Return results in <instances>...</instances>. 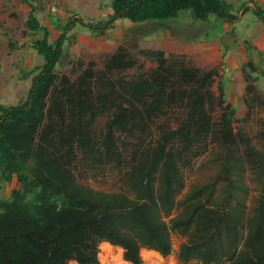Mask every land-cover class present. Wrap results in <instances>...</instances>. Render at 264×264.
Returning a JSON list of instances; mask_svg holds the SVG:
<instances>
[{"label":"rangeland","instance_id":"374dc122","mask_svg":"<svg viewBox=\"0 0 264 264\" xmlns=\"http://www.w3.org/2000/svg\"><path fill=\"white\" fill-rule=\"evenodd\" d=\"M29 1L49 41L64 32L63 53L54 68L57 75L72 80L90 64L100 70L107 57L123 47L142 65L121 72L126 79L155 67L141 50H159L168 65L199 71L192 85L176 84L180 95L207 91L215 97L217 84L224 83V100L207 103L206 120L186 136L172 135L179 114L174 109L155 122L152 136L141 145L118 135L106 140L103 134L100 153L107 156V163L91 167L78 162L73 168L53 163L47 175L76 204L96 209L142 204L169 247L166 256L142 248V264H152L143 259L147 253L153 254L155 264H179L176 253L181 243L210 234L203 216L211 209H218L225 223L220 221L221 233L211 241L210 264H264V21L252 12L258 8L264 13V0H227L237 16L230 24L215 18L193 22L189 12L182 11L168 21L171 32L151 31L149 23L120 19L103 35L85 25L105 21L111 0ZM28 10L20 0H0V104L4 106L24 102L39 70L25 78L21 70L43 63L31 47L43 34H29L25 27ZM68 23L71 26L65 28ZM248 61L256 71L247 67ZM102 127L100 118L95 128ZM25 176L27 171L21 178ZM166 185L171 189L168 199L162 193ZM17 186L14 177L3 184L1 196L8 198ZM189 216L188 230L178 232L175 224ZM102 243L99 263L114 264L99 258ZM110 246L121 264H130L119 247Z\"/></svg>","mask_w":264,"mask_h":264},{"label":"trees","instance_id":"16d2710c","mask_svg":"<svg viewBox=\"0 0 264 264\" xmlns=\"http://www.w3.org/2000/svg\"><path fill=\"white\" fill-rule=\"evenodd\" d=\"M20 1L29 9L25 22L29 34H43L31 43L43 63L21 70V78L39 70L23 103L0 104V191L14 177L18 183L8 198L0 194V264H100L97 255L102 242L119 247L130 264H142V248L168 255L166 241L142 204L100 209L76 204L46 169L53 163L67 168L78 162L103 165L107 163V156L100 153L103 134L106 140L118 135L141 145L152 136L155 122L174 109L179 114L172 135L186 136L206 120L207 103L224 100V83L217 84L215 97L207 91L180 95L176 84L192 85L199 71L181 64L168 65L159 50H141L155 67L126 79L121 72L141 69L142 65H137L123 47L107 57L100 70L90 64L72 80L57 75L54 68L63 53L64 32L49 41L34 6L29 0ZM110 9L105 21L85 27L103 35L116 20L125 19L149 23L151 31L171 32L168 21L182 11H188L193 22L215 18L230 24L237 20L227 0H111ZM252 12L264 21L263 11L253 8ZM70 26L68 23L65 28ZM246 64L256 71L250 61ZM100 118L103 127L96 130ZM24 171L27 176L22 179ZM170 192L166 185L163 196L168 199ZM206 212L203 224L210 234L206 239L188 237L181 243L176 253L179 264L213 261L211 241L221 233L225 221L218 216V209ZM190 219L179 220L177 231L186 232Z\"/></svg>","mask_w":264,"mask_h":264},{"label":"bare ground","instance_id":"6f19581e","mask_svg":"<svg viewBox=\"0 0 264 264\" xmlns=\"http://www.w3.org/2000/svg\"><path fill=\"white\" fill-rule=\"evenodd\" d=\"M99 258L104 262V263H116V264H121V259L119 254L114 255L111 246L109 243H102L100 245V253H99ZM143 259L145 262H152V264H155L156 261L154 260V256L152 253H147L146 255L143 256Z\"/></svg>","mask_w":264,"mask_h":264}]
</instances>
